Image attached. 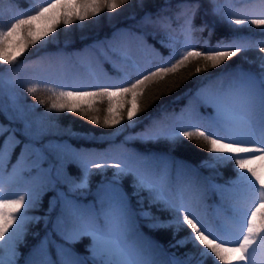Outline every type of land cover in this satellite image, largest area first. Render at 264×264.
<instances>
[{"label":"snow or ice","instance_id":"snow-or-ice-1","mask_svg":"<svg viewBox=\"0 0 264 264\" xmlns=\"http://www.w3.org/2000/svg\"><path fill=\"white\" fill-rule=\"evenodd\" d=\"M165 2L169 4V0ZM234 2L210 0L214 13L219 15L221 22L226 20L234 32L249 25H255L264 32V18L234 19ZM9 3L16 4L17 0H9ZM128 3L130 0H45L44 6L38 10L30 14L22 12L19 18H13L10 24L0 28V62L14 65L30 45H37L38 42L46 44L56 39L58 26L63 25L67 30V26L73 25L74 21L98 18L104 10L111 14ZM260 3L264 9V0ZM184 7L183 4L177 5L181 10ZM198 8L199 3L196 5ZM162 11L167 12L169 8ZM176 18L184 20L179 26L185 36L184 51L177 52L173 47L169 59L161 58L162 66L157 67L152 61L142 68L134 65L139 78L130 79L131 74L126 72V86L94 85L92 90L73 91L63 90L65 86L61 85L62 90H52L55 99L44 115L51 110L83 113L97 101L106 99L108 107L103 124L108 127L123 126L126 112L128 126L131 127L144 110L141 96L150 83L163 80L168 74H175L178 69L193 62L196 64L195 73L207 72L209 68L224 65L230 58L254 47L247 40L241 43L221 40L215 45L200 48L198 44L191 43L194 31L192 20L183 11H178ZM166 20L170 21L171 17L158 16L154 19L149 15L144 18L145 23L160 26H164ZM204 30L203 27L199 29L200 32ZM239 39V36L233 37L234 41ZM260 52L264 53V47L260 48ZM177 55L179 58L171 63V58ZM259 67L261 71L258 74L242 69L232 70L236 75L232 71L222 73L219 79L223 81L227 78V87L214 89L210 82L200 88L196 98L199 104L212 109L210 115L202 116L193 109L194 115L182 125L183 130L181 127L153 128L134 137L145 141L161 138L177 141L181 137L202 141L211 154L210 160L214 161L211 164L205 161L207 166L215 168L218 164L234 161L236 178L228 181L231 187L215 185L217 190L222 193L244 190L251 194V199H233L229 204L231 215L206 219L184 199L182 189H177L175 195L170 194L172 162L168 157L132 153L131 163L121 161L111 166L115 169L113 179L98 185L91 207L75 198L76 194L83 197V190L88 189L86 178L80 183H71L68 193L58 192L49 209L51 212L58 203L61 206L56 229L48 232L33 249L27 264H254L257 246L264 248V173L258 171L255 165L256 161L264 162V56L259 57ZM8 83L11 85L15 81L9 80ZM2 84L0 79V87ZM27 91L33 93L36 88L29 87ZM11 100L15 115L0 103V114L8 120L7 126L0 123V136L7 134L0 143V171L13 150L22 143L21 157L17 165H13V170L17 174L35 171L41 193L55 191L58 184L68 179L65 173L68 163L81 164L85 176L92 174V168L99 174L109 167L107 163H93L81 150L71 149L64 141L51 139L61 135L55 124L40 117L30 119L24 107L17 103V98L13 96ZM89 119L94 124L101 123L97 118ZM175 119L183 120V110ZM16 123L22 127H13ZM18 134L24 137V141L17 138ZM184 167L183 162H177L178 176ZM129 175L133 178L131 196L121 185V178ZM144 192L147 197L141 195ZM132 196L137 197L139 211L132 207ZM145 199L148 201L147 210ZM34 202L35 198L31 195L20 196L19 199H6L0 195V264H16V245L22 238L25 222L40 219L24 215V210L32 207ZM153 205H162L160 210L170 212L172 218L160 223L150 210ZM138 217L156 221L149 223V228L174 226L177 231L184 227L190 229L185 238L170 247H184L191 243L195 251L182 257L164 253L161 245L143 236ZM54 236H59L62 242L58 243ZM85 236L92 238L88 246L91 255L88 257L79 255L72 247ZM162 255L167 258L160 259Z\"/></svg>","mask_w":264,"mask_h":264},{"label":"trees","instance_id":"trees-1","mask_svg":"<svg viewBox=\"0 0 264 264\" xmlns=\"http://www.w3.org/2000/svg\"><path fill=\"white\" fill-rule=\"evenodd\" d=\"M42 1L44 0H17L16 4H10L9 0H0V28L10 24L13 18H19L22 12L30 14L31 11L38 10L42 7L40 5ZM197 3H199L198 10L196 9ZM178 4L185 5L183 10L177 8ZM166 7L169 11H162ZM213 8L214 5L210 3V0H169L168 5L165 0H130V3L123 5L114 13L110 14L104 10L98 18H89L83 22L74 21L73 25L67 26V30L63 25L58 26L56 39L46 44L38 42L37 45H30L17 58L14 65H5L0 62V79L3 81L0 87V103L4 106L8 105L6 108L9 113L15 115L11 104L6 100V89L11 90L17 98V103L24 107L30 119L40 117L45 122L57 126L61 135L50 137L51 139L64 141L71 149L81 150L93 163L109 165L106 170L97 174V170L89 164L92 174L85 176L81 164L68 163L65 168L68 179L58 184L55 191L48 190L41 193L37 187L39 181L35 179L37 176L35 171H24L17 174L13 170V165H17L21 157L23 143L13 150L3 170L0 171V195L6 199L34 196V205L25 209L24 215L40 217L38 221L27 220L25 222L22 238L16 245L18 253L16 264H27L33 249L48 232L56 229L58 217L61 216V206L58 203L54 210L50 212L49 209L50 202L58 192L68 193L71 183H80L81 179L86 178L88 189L83 190V197L76 194L75 198L87 207H91L98 185L113 179L115 169L111 166L121 161L131 163L130 154L132 153L168 157L172 162V191L170 194L175 195L177 189H182L184 199L206 219L213 220L217 216L224 218L231 215L229 204L233 199H251V194L244 190L235 193H222L217 190L215 185L231 187L228 181L236 178L234 161L228 164H218L215 168L207 166L205 161L209 164L214 161L210 160L211 154L202 141L188 140L186 137H181L177 141L164 138L145 141L134 137L153 128L181 127L183 130L182 125L194 115L193 109L202 116L210 115L212 109L199 104L196 93L200 88L208 86L210 82L214 89L227 87L229 83L227 78L224 79L227 81L219 79L222 73L242 69L258 74L261 69L257 64L253 65L244 61V55H254V53L251 54L253 51L264 47V43H261L264 40V34L257 32L255 25L243 27L239 31L249 33L247 42L253 44L254 47L230 58L224 66L209 68L207 72L195 73L196 64L193 62L178 69L175 74H168L163 80L154 81L146 86L141 96V107L144 110L131 127L128 126L126 112L124 113L125 119L122 121L123 126L108 127L103 124L108 107L106 99L102 102L97 101L91 109H86L83 113L51 110L48 115H44L55 99L52 90H62L61 85L65 86L63 90L73 91L92 90L91 86L94 85L126 86L124 82L126 72L131 74L130 79L139 78L135 66L142 68L149 61L157 67L162 66L161 58L169 59L173 47L177 52L184 51L185 36L179 27L184 20L176 18L178 11H183L186 17L192 20L194 31L191 43L203 48L206 45H215L221 40L230 41L232 39L230 36L237 32L229 27L226 20L221 22ZM253 9H258L260 13L245 15V13L250 14L249 11ZM233 11L236 13L235 18L242 17L248 20L264 18V15H261L264 9L261 7L260 0H235ZM149 15L154 19L158 16L171 17V20H166L164 26L148 24L144 22V18ZM201 27L205 29L203 32L199 31ZM114 34H117L115 38ZM119 34L123 36L120 39L124 42L118 40ZM55 53L58 56H64L67 64L63 65L62 62L61 64L59 62L50 64L47 58ZM79 54L83 57L80 58ZM178 58L177 55L171 58L170 62L174 63ZM200 66L203 67V63ZM232 74L236 75V72L232 71ZM68 77L76 81L80 79L81 82L69 85L63 80ZM9 80L15 83L10 85ZM223 82L225 85H222ZM33 86L36 91L29 93L27 89ZM156 97L159 98L156 99ZM41 100L45 103H39ZM182 110L183 120L175 119L180 116ZM89 117L97 118L101 123L94 124ZM0 123L8 125L4 114H0ZM12 126L22 127L19 123ZM6 137L7 134L0 136V143H3ZM17 138L24 141V137L19 134ZM177 162H183L185 166L179 176L177 175ZM255 165L258 166V171L264 173V162L256 161ZM44 166L47 167L46 164ZM132 181L133 178L130 175L121 178L122 188L130 196L133 191ZM141 195L147 197L148 194L144 192ZM131 200L132 207L139 211L136 203L137 197L132 196ZM147 208L148 201L145 199V209ZM161 208L162 205H153L150 210L154 217L159 218L160 223H165L172 218V214L160 210ZM138 220L143 236L161 245L164 253H175L182 257L187 252L195 251L191 243L184 247H170L177 240L185 238L190 229L184 227L177 231L174 226L149 228L148 224L156 221L141 217H138ZM53 238L58 243L62 242L59 236ZM91 243L92 238L85 236L72 247L79 255L88 257L91 255L88 250ZM166 258V255L160 257V259ZM254 264H264V248L259 245Z\"/></svg>","mask_w":264,"mask_h":264},{"label":"rangeland","instance_id":"rangeland-1","mask_svg":"<svg viewBox=\"0 0 264 264\" xmlns=\"http://www.w3.org/2000/svg\"><path fill=\"white\" fill-rule=\"evenodd\" d=\"M253 53H254V55H250V54L244 55V61H248L249 63H251L253 65L257 64V66L259 67V57L264 56V53H261L260 49L253 51L251 54H253ZM222 66H224V65H222ZM5 91H6L5 96L7 97L6 100H8V102L11 104L12 103L11 97H13L14 94L9 89H6Z\"/></svg>","mask_w":264,"mask_h":264}]
</instances>
